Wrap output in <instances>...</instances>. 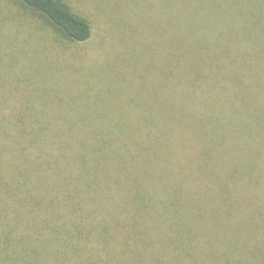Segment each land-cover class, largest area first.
I'll use <instances>...</instances> for the list:
<instances>
[{"label": "trees", "instance_id": "trees-1", "mask_svg": "<svg viewBox=\"0 0 264 264\" xmlns=\"http://www.w3.org/2000/svg\"><path fill=\"white\" fill-rule=\"evenodd\" d=\"M8 1L63 45L92 36L62 0ZM162 1L187 99L166 116L144 100H0V264H192L198 230L264 227V0Z\"/></svg>", "mask_w": 264, "mask_h": 264}, {"label": "rangeland", "instance_id": "rangeland-1", "mask_svg": "<svg viewBox=\"0 0 264 264\" xmlns=\"http://www.w3.org/2000/svg\"><path fill=\"white\" fill-rule=\"evenodd\" d=\"M62 1L91 22L86 42L63 45L40 18L27 26L0 0V45L16 47L0 53V100H144L152 118L156 104L166 116V105L187 100L163 58L162 0ZM197 232L204 254L192 264H264V227Z\"/></svg>", "mask_w": 264, "mask_h": 264}]
</instances>
